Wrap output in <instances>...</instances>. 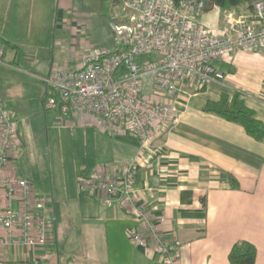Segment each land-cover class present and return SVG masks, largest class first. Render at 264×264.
Returning a JSON list of instances; mask_svg holds the SVG:
<instances>
[{
	"label": "crops",
	"instance_id": "crops-1",
	"mask_svg": "<svg viewBox=\"0 0 264 264\" xmlns=\"http://www.w3.org/2000/svg\"><path fill=\"white\" fill-rule=\"evenodd\" d=\"M64 2L67 0L58 1ZM226 15L214 5L200 20L207 28L218 31L227 25ZM29 22L31 25V15ZM73 25V20L64 19L60 9L54 17L51 40H42L41 28L31 39L28 27L24 42H19L20 35L26 31L16 29L10 36L0 30L2 37L18 46L11 52L4 50V63H0V102L13 114L19 143L3 171L29 179L34 193L49 198V204L60 202L64 191H58L53 171L55 197L41 193L34 185L32 167L43 152L41 132L63 118L58 110L45 105V96L51 90L44 78L70 64L72 53H67L66 48L78 36ZM243 54L246 53L233 52L230 61ZM81 57L75 55L74 63L78 64ZM218 62L219 70L221 63H229ZM223 78L207 84L204 91L184 87L176 99L178 122L153 138L151 146L158 152L148 162L141 158L138 140L132 134L121 129L108 134L89 119L67 116L94 136L93 146L80 162L83 168L73 174L69 183L72 208L57 211V224L56 210L47 207L46 216L53 221L46 248L30 249L20 244L5 247L1 254L3 263L25 260L28 264H161L157 254L129 240L127 229L135 224L132 214L126 213L117 200L104 204L102 195L82 190L75 183L78 175L92 174L102 165L136 159L142 164L136 179L139 199L151 212L164 211L169 225L163 228L168 237L177 241L180 264H229L228 252L239 240L252 243L256 249L255 264H264V141L247 135L239 124L202 110L207 100H217L223 92L239 91L244 103L264 124V98L256 89L225 82ZM221 171L233 173L238 187H230ZM144 185L150 189H142Z\"/></svg>",
	"mask_w": 264,
	"mask_h": 264
},
{
	"label": "built area",
	"instance_id": "built-area-1",
	"mask_svg": "<svg viewBox=\"0 0 264 264\" xmlns=\"http://www.w3.org/2000/svg\"><path fill=\"white\" fill-rule=\"evenodd\" d=\"M117 1L125 22L116 29L124 30L127 47L114 54H83L78 64L47 74L52 94L44 102L62 117L89 119L108 134L120 129L132 134L148 162L158 152L153 138L178 122L176 99L185 86L221 80L216 62H229L233 52L264 54V0L253 1L250 17L228 10L227 25L218 31L200 20L214 6L210 0ZM3 55L0 43V63ZM18 144L13 114L0 102V264L5 247L45 249L53 221L46 216L50 199L34 193L26 177L3 171ZM141 165L136 159L105 164L76 181L80 189L102 195V203L117 200L133 215L135 224L127 229L131 242L157 254L161 264H180L177 241L163 228L169 225L164 211L151 212L139 199Z\"/></svg>",
	"mask_w": 264,
	"mask_h": 264
},
{
	"label": "rangeland",
	"instance_id": "rangeland-1",
	"mask_svg": "<svg viewBox=\"0 0 264 264\" xmlns=\"http://www.w3.org/2000/svg\"><path fill=\"white\" fill-rule=\"evenodd\" d=\"M65 0H0V30L6 35L12 36L16 29L22 30L24 34L21 41L24 42L27 36L28 27H31V39L36 37V30L41 28L42 40H51L54 34V17L58 10L64 11V19L73 20L75 28L78 29V36L72 46L66 48L67 53H72L70 64L62 67L65 69L74 66V57L92 52H110L115 49L123 50L126 44L124 30L118 32L116 26L123 24L124 13L121 4L116 0H67V3H58ZM233 14L246 15L244 8L231 9ZM31 15V25H29ZM39 23L40 27L36 26ZM20 25L18 28L17 26ZM1 34V33H0ZM5 38V37H3ZM7 39V38H6ZM13 43V42H12ZM15 44V43H13ZM50 47V44H49ZM70 47V48H69ZM73 47V48H72ZM51 48V47H50ZM56 46H52V49ZM12 46H7L6 51H12ZM72 50L70 52L69 50ZM51 50V49H50ZM42 51H44L42 49ZM241 58L229 63H221L220 71H224L225 82L240 83L248 88L256 89L264 98V54H252L245 52ZM248 53V54H247ZM70 57V55H69ZM66 64V62L64 63ZM217 66L219 62H216ZM38 138V135L36 136ZM40 147L43 152L39 153L38 164L33 166L35 176L34 185L40 188L41 193H48L55 197L53 191V171L56 187L59 192L65 194L60 202L49 204L50 211L56 210V223H59L60 213L70 211L69 199L72 193L69 188L70 180L78 169H82L80 162L85 159V152L90 150L94 143V136L84 132L83 128L68 118H62L57 125L46 127L39 137ZM90 156V155H89ZM44 157V159H43ZM43 160L44 162L42 163ZM36 160L33 162L35 164ZM75 183L77 181L75 179ZM44 190V191H43ZM58 193V194H61ZM67 196V198H66ZM59 197H61L59 195ZM71 216L68 212V216ZM74 229L76 225L73 224ZM67 225L64 226V229ZM57 237L60 234L57 230ZM62 238V237H61ZM61 240V239H60ZM59 240V241H60Z\"/></svg>",
	"mask_w": 264,
	"mask_h": 264
},
{
	"label": "trees",
	"instance_id": "trees-1",
	"mask_svg": "<svg viewBox=\"0 0 264 264\" xmlns=\"http://www.w3.org/2000/svg\"><path fill=\"white\" fill-rule=\"evenodd\" d=\"M253 1L254 0H210L213 5L224 12L231 9L237 10L238 7L242 6V8H244L243 11L246 12V15L249 17L252 15ZM0 43L4 46V50L7 46H12L13 48L18 47L1 35ZM126 47L127 45L125 44L124 49ZM120 51L122 50L115 49L105 53L114 54ZM205 87L206 86L194 88V92L204 91ZM50 94L52 93L50 92L47 95ZM202 110L204 112L214 113L229 122L237 123L243 127L247 135L255 140L264 141V124L255 117L253 109L244 103L239 91H234L232 94L223 92L217 100H207ZM221 177L228 181L230 187H238L237 178L233 173L221 171ZM255 257L256 249L254 245L246 240H239L233 243L227 256L229 264H255Z\"/></svg>",
	"mask_w": 264,
	"mask_h": 264
}]
</instances>
